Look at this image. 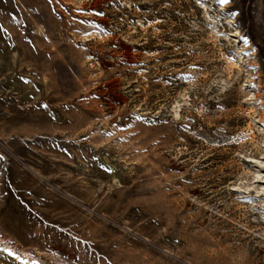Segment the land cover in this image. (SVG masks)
<instances>
[{"label":"rangeland","instance_id":"obj_1","mask_svg":"<svg viewBox=\"0 0 264 264\" xmlns=\"http://www.w3.org/2000/svg\"><path fill=\"white\" fill-rule=\"evenodd\" d=\"M0 264H264V0H0Z\"/></svg>","mask_w":264,"mask_h":264},{"label":"bare ground","instance_id":"obj_2","mask_svg":"<svg viewBox=\"0 0 264 264\" xmlns=\"http://www.w3.org/2000/svg\"><path fill=\"white\" fill-rule=\"evenodd\" d=\"M14 247H15V245H14ZM17 248V247H16ZM18 249V248H17ZM19 250V252H24L25 250H24V248H21V249H18ZM15 252H17L16 250H15ZM26 252V251H25ZM23 253H21V255H22ZM28 255V254H27ZM29 255H31V254H29Z\"/></svg>","mask_w":264,"mask_h":264}]
</instances>
